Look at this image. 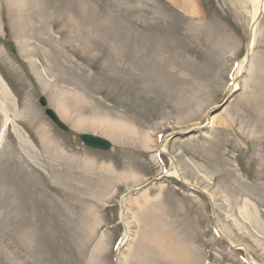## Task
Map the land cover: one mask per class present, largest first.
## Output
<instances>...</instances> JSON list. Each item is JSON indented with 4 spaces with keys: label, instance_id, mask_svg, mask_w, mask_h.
Listing matches in <instances>:
<instances>
[{
    "label": "rangeland",
    "instance_id": "374dc122",
    "mask_svg": "<svg viewBox=\"0 0 264 264\" xmlns=\"http://www.w3.org/2000/svg\"><path fill=\"white\" fill-rule=\"evenodd\" d=\"M24 1L0 0V264H264L258 0Z\"/></svg>",
    "mask_w": 264,
    "mask_h": 264
},
{
    "label": "bare ground",
    "instance_id": "6f19581e",
    "mask_svg": "<svg viewBox=\"0 0 264 264\" xmlns=\"http://www.w3.org/2000/svg\"><path fill=\"white\" fill-rule=\"evenodd\" d=\"M8 1L9 2H12L13 5H14V7L18 8L20 14L23 16L24 11L26 9L25 8V1L24 0H8ZM183 4H184V7L185 8L190 6V3L188 2V0H183ZM260 11L261 12L264 11V0H258L257 6L255 8L254 15H253L252 23L253 22L254 23H257L256 17H257V15H258V13ZM18 26H20L22 28H25V24L22 21H21L20 25L18 23ZM250 32H251V34H250V40H249L248 49L249 50H252V48L254 47V44H255V40H256V25H254V26L251 27ZM244 63H245V60L242 61L241 65L239 66L238 71H237L238 73L241 71L242 64L244 66ZM4 92H5L4 94H6L5 96L7 97L8 96L7 95V91L5 90ZM1 110L5 112V122H4V126L2 127V130L0 132V139L2 140L4 138V136H5L6 125L9 123L10 117L6 114V111L5 110H7V109L4 107V105L2 106V109ZM161 150L162 151L165 150L164 149V146H163V148H161ZM171 166L174 169L172 171V174L175 175V176H177V177H179V178H181V175H180V173H179L176 165H174V163H171ZM126 236L127 235H125L124 240H126ZM158 245H160L161 247H167L166 244H163L161 241L158 242ZM167 251H169V249L166 248V250H165V252H166L165 255L166 256L168 255V252ZM120 259H121V257L118 255L117 264H121ZM256 264H259V263H256Z\"/></svg>",
    "mask_w": 264,
    "mask_h": 264
},
{
    "label": "water",
    "instance_id": "95a60500",
    "mask_svg": "<svg viewBox=\"0 0 264 264\" xmlns=\"http://www.w3.org/2000/svg\"><path fill=\"white\" fill-rule=\"evenodd\" d=\"M7 47H9L10 49L14 50V45L12 43H8ZM47 113L49 115H51L61 127H65L60 121L57 120V118L54 116V114H53V112L51 110H47ZM82 139L86 143H88L90 145H93L95 147H100V148H109L110 147V143L108 141H106L105 139L100 138V137H94V136H90V135H83Z\"/></svg>",
    "mask_w": 264,
    "mask_h": 264
}]
</instances>
